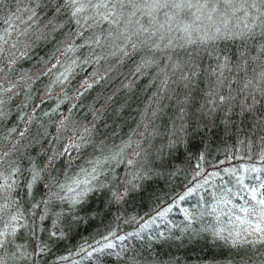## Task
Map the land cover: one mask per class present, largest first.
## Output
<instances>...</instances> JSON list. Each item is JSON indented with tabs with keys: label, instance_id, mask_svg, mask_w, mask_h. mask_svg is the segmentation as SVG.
I'll return each instance as SVG.
<instances>
[{
	"label": "snow or ice",
	"instance_id": "snow-or-ice-1",
	"mask_svg": "<svg viewBox=\"0 0 264 264\" xmlns=\"http://www.w3.org/2000/svg\"><path fill=\"white\" fill-rule=\"evenodd\" d=\"M185 152L182 194L129 214ZM173 243L264 264V0H0V264H183Z\"/></svg>",
	"mask_w": 264,
	"mask_h": 264
},
{
	"label": "trees",
	"instance_id": "trees-1",
	"mask_svg": "<svg viewBox=\"0 0 264 264\" xmlns=\"http://www.w3.org/2000/svg\"><path fill=\"white\" fill-rule=\"evenodd\" d=\"M95 93H93L94 95ZM127 131V129H125ZM194 144L198 143L197 141L193 142ZM233 140L229 139L222 132H218L211 140V155L208 157L209 161L212 164L217 163L220 160H225V155L227 151L232 147ZM203 146L201 145L199 148H193L192 155L195 156L198 154L199 150H202ZM237 158L232 159L231 161H226L222 167H231V166H239L241 163H248L246 159H240L239 156L243 155L242 153L235 154ZM173 169L181 168L183 171L180 173L178 178L167 180L162 179L158 183H155L144 193L143 199L138 198L135 204H130L128 206V213H139L140 215H144L149 211V208L154 206V194L155 195H163L166 194L165 198L170 199L173 195L182 194L185 189V186L188 183V180L191 179V166L195 164V160H190L188 158V153L185 152L183 155H178L176 159L172 161ZM211 170V169H210ZM187 176V178H186ZM210 199V197H206ZM199 199L198 196L194 195L184 202H182L183 207H191L192 205L197 203ZM169 218L174 220L177 224L182 223L183 214L179 211L178 208H174L173 211L169 214ZM114 217H109L104 221L105 224H108ZM126 230H131V226H124ZM163 227V225H161ZM90 231H95V228L90 229ZM87 235V233H85ZM76 241H73L72 244L69 245L71 247L74 245ZM164 253H172L178 256L183 264H205V261H211L213 256L219 258L220 249H209L207 247L201 246H187L182 248H177L175 243H173L172 247L164 246L161 249V254ZM87 264V261L84 262ZM105 264H112L111 260H107Z\"/></svg>",
	"mask_w": 264,
	"mask_h": 264
}]
</instances>
